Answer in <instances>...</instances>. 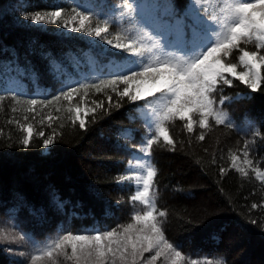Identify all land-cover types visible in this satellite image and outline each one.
Segmentation results:
<instances>
[{"label":"trees","instance_id":"1","mask_svg":"<svg viewBox=\"0 0 264 264\" xmlns=\"http://www.w3.org/2000/svg\"><path fill=\"white\" fill-rule=\"evenodd\" d=\"M105 2L62 0V5L71 10L76 4ZM186 2L175 0L181 10ZM50 3L51 0H0V74L11 61V65L23 69L21 77L20 72L13 73L19 77L17 90L25 94L24 98L51 101L50 105H37L35 113L26 112V105L17 104L3 91L12 87L6 86L7 79H0V95L5 96L0 101V230L23 237L16 243H0V264H31L34 249L66 231H121L122 225L133 222L134 211L142 207L131 200L132 182H117L118 176L128 174L130 163L136 165L137 160H144L139 149L142 137H148L142 113L130 106L127 98L120 102L121 107H110L105 92L98 93L94 88L86 96L81 91L83 100L74 96L72 102L63 98L52 101L61 83L75 86V80L95 83L96 78H104L112 64L120 62L111 53L120 50L109 52L110 46L105 49L98 38L92 44L35 27L25 20L26 13L52 10ZM110 28L115 34L119 26L113 24ZM248 47L254 50V46ZM238 55L234 51L230 59L238 62ZM124 86L121 84L119 90ZM131 87L135 89V85ZM107 91L114 101L116 94ZM246 93L252 94L250 99L243 98ZM238 95L240 98L219 103L222 96ZM215 96L216 107L229 114L231 127L210 121L201 141L197 138L198 124L193 133H188L185 121L177 118L167 125L175 145L160 138L152 146L149 159L156 171L152 191L157 207L166 211L165 236L170 243L181 245L179 250L189 264H264V182L253 171H264V85L252 93L234 79L232 86H224ZM101 103L103 107H97ZM76 104L86 110L96 108L95 113L88 111L85 116V129L79 128L78 121L73 124L69 120L67 109ZM45 117H52L51 127L47 120L41 125ZM249 121L255 123L249 127ZM23 124H31L34 129L28 147L21 144L27 134L20 127ZM41 127L46 136L55 129L52 145L46 147V136L35 135ZM118 144L127 145L131 151ZM244 151L253 161L250 166L245 163ZM230 153L237 155L247 175L231 166ZM220 168L225 169L223 174ZM29 169L34 174L27 178L30 183L18 176ZM90 186L98 190L99 197L89 191ZM253 204L257 207L252 208ZM214 233L219 239H212ZM18 250L24 255L15 257ZM57 264L71 262L59 256Z\"/></svg>","mask_w":264,"mask_h":264},{"label":"snow or ice","instance_id":"2","mask_svg":"<svg viewBox=\"0 0 264 264\" xmlns=\"http://www.w3.org/2000/svg\"><path fill=\"white\" fill-rule=\"evenodd\" d=\"M49 7L52 10L26 13L25 20L41 28L53 25L81 32L110 46L109 52L120 50L111 53L120 62L113 63L112 70L103 74L104 78H96L95 83L75 80L72 82L75 86L61 83L52 101L63 98L72 102L74 96L83 100L91 88L98 93L104 91L110 107H121L120 102L127 98L130 106L144 116L148 138L142 137L141 140L139 152L144 154V160H137L140 170L130 163L128 174L117 178L119 185L135 182L136 191L131 200L134 205L139 202L142 207L134 211L131 216L133 222L122 225V231L116 228L110 231L96 228L76 233L66 231L34 249L37 254L31 255V264H57L59 256L71 264H157L158 258H162L164 264H189L179 250L181 245L170 243L165 236L163 218L166 211L157 207L152 191L156 171L149 159L151 149L160 138L168 145H175L167 125L177 118L185 121L188 133H193L198 124L200 131L197 138L201 141L205 139L204 130L211 126L210 121L216 125L228 123L231 127L229 114L216 107L215 94L224 86H232L234 79L243 82L252 93L261 89L264 85V0H222V3L217 0H187L182 10L176 6L175 0H106L99 4H76L71 10L62 5V0H51ZM18 23L23 24L24 21ZM113 24L119 26L115 34L110 28ZM249 45L254 46V50H249ZM234 51L239 52L236 57L238 62L230 59ZM240 66L242 70H238ZM10 71L13 69L6 68V72ZM17 71L22 73L23 69ZM6 82L12 87H5L3 91L17 104L26 105V112L35 113L37 105L51 104L47 99H25V94L17 90L20 81L15 77H9ZM121 84L125 85L123 90H119ZM108 89L116 94L114 101ZM82 90L84 96H80ZM251 95L246 93L243 98L250 99ZM235 98L240 97L222 96L219 103ZM4 99L5 96L0 95V101ZM97 107L102 108L103 104ZM67 111L69 120L73 124L78 121L79 128L85 129V116L88 111L95 113L96 108L86 110L76 104L68 107ZM45 120L51 127L52 117L41 119L42 126ZM254 123L249 121L248 126ZM261 123L264 124V121ZM20 127L27 133L21 144L28 147L34 129L31 124ZM35 135L45 137L43 127ZM55 137L53 129L43 139V144L46 147L52 145ZM117 147L131 151L127 145L118 144ZM248 155L244 151L245 163L250 166L253 161L247 159ZM230 157L231 166L247 175L245 168L239 166L237 155L230 153ZM224 171L220 168L221 174ZM253 171L264 182V171ZM89 191L100 196L93 186L89 187ZM256 207V204L252 205V208ZM0 239L15 241L23 237L0 234ZM212 239L219 237L214 233ZM146 252H154V255L142 259ZM191 264L198 262L191 261ZM204 264L220 262L204 261Z\"/></svg>","mask_w":264,"mask_h":264},{"label":"rangeland","instance_id":"3","mask_svg":"<svg viewBox=\"0 0 264 264\" xmlns=\"http://www.w3.org/2000/svg\"><path fill=\"white\" fill-rule=\"evenodd\" d=\"M30 25H33V26H35V27H40V26H37V25H35V24H33L31 21H30ZM41 28V27H40ZM54 28V29H53ZM43 29H47V30H51V31H53V32H55V33H60V34H64V35H66V36H74V37H81V38H85V39H87V40H89V41H91V42H93V43H95V37H91V36H88V35H86V34H84V33H81V32H77V31H70L69 29H59V28H56V26H53V25H48V26H46V27H44ZM102 45H106V44H102ZM83 113H81V115H82ZM137 170H140L139 169V165H137L136 167H135ZM34 174H33V171L32 170H27V171H23L22 173L21 172H19L18 173V176H21V178L22 179H24V180H26L27 182H29L30 183V181H28L27 180V178L28 177H30V178H32V176H33ZM35 175H37V174H35ZM11 177H13V176H11ZM25 177V178H24ZM32 183H33V181H31ZM133 186H134V194H135V191H136V187H135V182L133 181ZM0 234H4L5 236H9L10 234H8V233H5V232H3V231H1L0 230ZM9 242H12V243H16V240L15 241H13V240H10V239H0V243H9ZM46 244V243H45ZM44 245V244H43ZM42 245V246H43ZM41 246V247H42ZM69 250V252H70V248L68 249ZM5 252L7 253V250H5ZM36 253V252H35ZM152 252H150V254H151ZM8 254V253H7ZM37 254V253H36ZM16 255L17 256H15V257H20V255H21V251L20 250H18L17 252H16ZM154 255V254H153ZM148 256H150L149 255V252H146L145 254H144V257H142V259H146ZM158 260H160V263L159 264H164V262H163V260H162V258H158Z\"/></svg>","mask_w":264,"mask_h":264}]
</instances>
